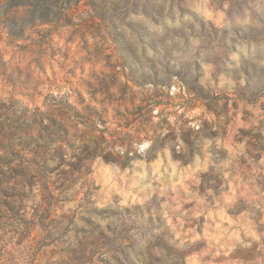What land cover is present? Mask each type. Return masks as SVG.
Segmentation results:
<instances>
[{"label": "rangeland", "instance_id": "rangeland-1", "mask_svg": "<svg viewBox=\"0 0 264 264\" xmlns=\"http://www.w3.org/2000/svg\"><path fill=\"white\" fill-rule=\"evenodd\" d=\"M0 264H264V0H0Z\"/></svg>", "mask_w": 264, "mask_h": 264}, {"label": "trees", "instance_id": "trees-1", "mask_svg": "<svg viewBox=\"0 0 264 264\" xmlns=\"http://www.w3.org/2000/svg\"><path fill=\"white\" fill-rule=\"evenodd\" d=\"M3 251H4V249H2V248L0 247V255H1V253H3Z\"/></svg>", "mask_w": 264, "mask_h": 264}]
</instances>
